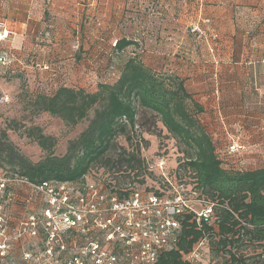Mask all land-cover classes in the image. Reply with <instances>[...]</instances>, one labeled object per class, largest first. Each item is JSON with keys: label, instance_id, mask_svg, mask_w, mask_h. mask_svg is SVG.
Listing matches in <instances>:
<instances>
[{"label": "trees", "instance_id": "obj_1", "mask_svg": "<svg viewBox=\"0 0 264 264\" xmlns=\"http://www.w3.org/2000/svg\"><path fill=\"white\" fill-rule=\"evenodd\" d=\"M149 9L151 15L157 13L153 6ZM141 15L139 11L124 13L117 26L124 35L120 34L115 41L109 42L111 70L116 61L126 58L121 61L113 83L98 84L97 90L89 93L60 85L52 95L31 96L29 106L34 116L47 114L62 121L70 130L82 122L87 123L75 139L67 141L62 156L54 154L56 139L32 126L24 134L41 148L44 156L31 162L9 139L7 130L2 129L0 176L13 174L32 185L49 182L76 185L84 182L93 169L118 173L124 167L123 171L133 172V180L143 185L144 179L138 178L147 171V166L139 157V145L135 144L129 152L119 147L116 141L123 137L132 144L139 117L149 114L179 146L181 155L173 170V174L178 175V186H184L189 192H195L197 197L214 204L209 219L201 218L197 222L193 214H185L178 219L181 226L178 251L161 254L155 264H190L181 259L179 252L190 251L202 239L210 257L208 264H213V259L222 260L220 264H264V166L252 170L223 167L210 134L197 118L205 113L204 101L200 100L204 96L196 98L197 94L188 90L186 78L181 77L178 71L177 65L181 62H169L165 58L144 59L145 41L155 38V34L142 26ZM131 28L134 29L132 33H127ZM189 30L203 31L198 24H191ZM83 46V43H77L64 60L72 59L83 64L86 60L84 54L91 49ZM4 55L0 49V59ZM15 59L8 66L1 64L6 66L5 75H9L11 68H19ZM164 64L166 72L159 75L156 69ZM182 66L187 68L185 61ZM206 68H203L205 76L200 74L205 79L211 71ZM209 78L211 80V76ZM211 85L213 77L209 86L214 92ZM219 107V102L214 99L212 111L215 117H219L216 114ZM8 129L16 132V127ZM155 193L158 194L157 191ZM117 194L121 200L130 192ZM248 251L259 253L249 255Z\"/></svg>", "mask_w": 264, "mask_h": 264}, {"label": "rangeland", "instance_id": "obj_2", "mask_svg": "<svg viewBox=\"0 0 264 264\" xmlns=\"http://www.w3.org/2000/svg\"><path fill=\"white\" fill-rule=\"evenodd\" d=\"M44 5L46 6L45 15L54 24V19L58 12L53 11L51 4L52 0H44ZM85 3L87 1L85 0ZM84 4V3H79ZM85 5V4H84ZM128 33V32H127ZM187 33L191 35V39L195 42L189 41L187 43L188 47H201L203 46L202 32L197 30H192L190 32L187 29ZM186 33V35H188ZM124 35L122 31L119 32V37ZM8 38V37H7ZM6 38V39H7ZM5 40V39H4ZM185 42V40H183ZM197 44V46H196ZM5 52L0 65L5 63L13 64L15 55L10 52L8 46L0 47ZM194 56H185L184 61L187 68L181 72V77L186 78V85L191 93H196V98H201L205 96L204 109L205 113L199 115L197 118L206 131L210 134L212 142L215 146V153L217 158L222 161V165L226 169H245L252 170V168L263 167L264 166V144L256 143L255 140H264V128L257 125V128L250 127L249 122V109H245L246 102L242 100H234L236 96L233 94V89L235 88L233 84L227 85V90H230L232 97L229 101L221 102L220 105V117H215L214 111V99L210 97V79L207 76L205 79H199L197 75L199 71H196V66H202L201 68H206L207 64L210 66L211 56L210 54H205L201 52V55L196 54L194 51ZM126 59L121 57L113 65L111 70V65L101 66L98 64V59L95 58L90 60L88 63H83L84 65L73 63L72 61L66 63L65 65H59L57 67H52L49 65H40L37 63H24L21 61L18 63V67L11 68L9 75H5L6 66H0V131L2 129L7 130L9 134V139L13 142L16 148L24 154L31 162L38 161L43 158L44 152L39 148L35 142L26 138L24 132L32 126H37L44 135L54 137L56 139V144L54 148V154L56 156H62L66 151L67 141L75 139L78 134L87 125L86 122H82L77 125L74 129L70 130L64 126L63 122L52 118L47 114H40L34 116L30 111L29 101L36 94H47L52 95L60 85H67L74 88H80L89 92H95L97 90L98 84L108 83L111 84L115 81L117 77L118 68L122 65V60ZM30 60V59H29ZM96 60V62H95ZM35 61V60H34ZM17 63V62H15ZM159 75L165 74L166 66H158L156 69ZM205 72L207 68L204 69ZM210 71V70H209ZM12 72V73H10ZM212 71H210L211 73ZM205 76V75H204ZM202 100V99H201ZM252 102V101H251ZM256 107H261L260 104H264L263 100H254ZM224 111L225 114L222 113ZM258 116L254 117V122L259 123L260 118L264 120V116L260 115V110H255ZM140 116V114H139ZM262 116V117H260ZM14 122V123H13ZM16 132H12L15 128ZM134 134L132 135V144H129L125 138L120 137L117 139L116 143L120 147L126 148V151H131L135 144L139 145V157L144 160V164L147 166V171L145 170L138 179H144L143 185L138 184L137 180H133V172H125L124 167L121 168V172H106L104 173L102 169H93L90 174L85 177L84 182L77 183L76 188L80 190L86 186H94L98 190L99 194H103V200L105 203H101L98 206L101 210L103 208L112 209L107 211V213L102 212L100 214L96 213V223L93 226H89L88 229L78 228V231L68 232L65 234L67 238V245L69 248L74 249L79 252L80 249L90 248L93 242H98L101 246L110 247L113 243L106 241V236L110 233L111 228L103 230L101 226L107 221L112 213H114L112 226H118L120 231H124L128 238L130 234L139 233L142 226H135V222L140 223L141 218L130 217L128 215V209L115 210V205H119L121 202L118 197V192H130L129 198L134 194H138V201L144 202L150 194L153 192H166L171 195L176 188L179 192L187 194L188 189L184 186H178V175L173 174V170L179 162V155H181L179 146L168 136L166 131L162 129L161 124L156 120L154 116L142 114L139 117L138 124L134 128ZM232 144H236V151L232 152L229 147ZM257 144V145H256ZM159 161H164V169L162 175L157 169V164ZM10 178L15 180L13 186L14 190L18 194L29 193L24 185L19 182V177L7 173V175L0 176V178ZM168 179L171 186L164 189L161 186L165 179ZM182 178V177H181ZM177 181H176V180ZM116 187V188H115ZM119 189V190H118ZM115 191H118L115 193ZM32 211H38L40 203H43V198L36 196V193L32 196ZM110 198L114 200L110 201ZM131 199V201H132ZM91 201V197H89ZM97 202L96 198L93 202ZM131 201H128L129 203ZM103 202V201H102ZM129 208V206L127 207ZM100 214V215H99ZM133 223V224H132ZM134 232V233H133ZM64 237V238H65ZM115 239V237H114ZM114 245H122V243L116 242ZM254 253H259V251H254ZM254 253L248 251L251 255ZM213 264H220L221 261L213 259ZM210 257L207 255L203 257V264H208Z\"/></svg>", "mask_w": 264, "mask_h": 264}, {"label": "crops", "instance_id": "obj_3", "mask_svg": "<svg viewBox=\"0 0 264 264\" xmlns=\"http://www.w3.org/2000/svg\"><path fill=\"white\" fill-rule=\"evenodd\" d=\"M86 1L52 0L53 11L58 10L52 24L45 15L48 9L44 0H0V30L8 32V38L0 42V47L8 46L17 63L38 62L57 67L74 63L72 59H64L80 42L84 48H91L84 54V63L95 58L98 66L102 63L101 66H107L111 60L109 42L119 35V20L124 13L139 11L142 26L155 34V38L145 41L147 49L143 57L146 61L163 58L169 62L179 61L177 67L181 74L185 56H194V51L198 55L210 54L211 63L206 67L212 71L209 77L211 81L213 77L211 86L215 89L214 92L210 89V97L216 99L219 106L229 101L232 95L227 85L233 84L234 100L247 103L250 127L264 128L261 118L259 123L253 121L258 116L256 109L264 116V104H260L261 107L254 104L257 99L264 101V0ZM152 6L157 12L154 15L148 13ZM191 24H198L203 30L201 47L187 45L189 41L195 43L187 33ZM196 67H199L196 68L199 79H204L200 76L204 71L202 66ZM220 111L216 112L219 117ZM255 142L264 144V140Z\"/></svg>", "mask_w": 264, "mask_h": 264}, {"label": "built area", "instance_id": "obj_4", "mask_svg": "<svg viewBox=\"0 0 264 264\" xmlns=\"http://www.w3.org/2000/svg\"><path fill=\"white\" fill-rule=\"evenodd\" d=\"M7 37L8 32L0 30V42ZM236 148L232 144L229 150L234 152ZM164 165V161L157 164L161 175ZM19 178L29 193L18 194L13 188L14 179L0 178V264H155L161 254L178 251L180 217L193 214L199 222L201 218L209 219L214 208L212 202L197 197L195 192L183 194L176 188L171 195L153 192L144 202L138 201L136 193L133 199L122 198L113 212L128 209L130 217L141 218L140 223L135 222L137 229L142 226L139 233L133 232L128 238L118 226L111 225L112 213L101 229L111 228L106 241L113 245L106 247L93 242L90 248L76 252L68 247L65 234L80 227L88 229L96 223V213L112 210L98 207L105 203L103 194L94 186L80 190L67 183L32 185ZM162 185H168L164 188L167 189L171 183L165 179ZM35 193L43 198L38 211H32ZM95 198L97 202H93ZM116 242L122 245H114ZM205 243L199 240L190 251L179 252L181 259L190 264H203V257L207 255Z\"/></svg>", "mask_w": 264, "mask_h": 264}]
</instances>
